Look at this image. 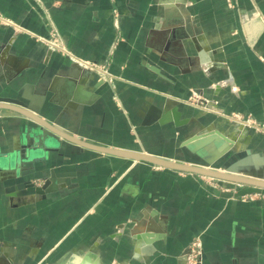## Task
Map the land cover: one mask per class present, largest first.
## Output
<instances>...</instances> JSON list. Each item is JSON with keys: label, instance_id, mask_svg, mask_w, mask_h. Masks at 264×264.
Segmentation results:
<instances>
[{"label": "crops", "instance_id": "obj_1", "mask_svg": "<svg viewBox=\"0 0 264 264\" xmlns=\"http://www.w3.org/2000/svg\"><path fill=\"white\" fill-rule=\"evenodd\" d=\"M0 99L91 144L264 179V137L207 164L222 115L264 123V0H0ZM241 190L0 108V264H186L198 237L203 264H264V195L222 196Z\"/></svg>", "mask_w": 264, "mask_h": 264}, {"label": "water", "instance_id": "obj_2", "mask_svg": "<svg viewBox=\"0 0 264 264\" xmlns=\"http://www.w3.org/2000/svg\"><path fill=\"white\" fill-rule=\"evenodd\" d=\"M0 108L16 111L28 117L29 119L33 120L34 122H36L43 129L47 130L52 135L60 139H63L65 141H68L70 143L76 144L85 149H89V150L102 153V154L127 157L129 159L149 163L151 165H155V166L166 168V169H172V170L192 173V174H196V175H200L204 177H209V178L245 186L244 189L236 193L234 192L222 193V196L224 197H233V196L242 197V196L253 195V194H263L264 195V179L262 178L242 176V175H239L233 172H224V171H220V170H216V169H212L208 167H202V166H197L193 164L172 161V160L157 157L154 155H149V154L142 153V152H136V151L125 150V149H116L112 147L91 144L89 142L78 139L74 137L73 135H70L69 133L59 129L58 127L53 125L51 122L41 117L39 114H37L36 112L26 107L20 101H16L12 99H0ZM49 185L50 183L47 182L44 187L37 188V192L43 194L48 189Z\"/></svg>", "mask_w": 264, "mask_h": 264}, {"label": "rangeland", "instance_id": "obj_3", "mask_svg": "<svg viewBox=\"0 0 264 264\" xmlns=\"http://www.w3.org/2000/svg\"><path fill=\"white\" fill-rule=\"evenodd\" d=\"M196 98V100H192L190 103H194L195 105L199 106L200 108L206 110H211L214 108V103L215 102H206L205 100H202L201 97H193ZM217 105V103H215ZM225 119L227 118L229 120V127L227 130H225L222 133H218L221 135L223 138L221 140H214L217 144H215V150L210 155V160L207 161V164L209 165H214V162L217 163L218 160L226 158L228 156L231 157V153H235V149L237 147H241L244 149V151H247L248 149L252 148L253 143L256 141H261L262 138L264 137V123L260 122L256 119H252L250 117H244L239 114H225L222 115ZM231 125V126H230ZM214 138L217 139V134L213 135ZM238 144V145H236ZM227 172H236V169L233 165H231ZM213 179V178H211ZM216 180L219 183H223L228 186H233L237 187L238 189H244L245 186L231 183V182H226V181H221L217 179ZM123 229H118L121 233ZM122 235V233H121ZM90 252V251H89ZM8 259V258H7ZM8 260H12L11 258ZM79 260V259H78ZM91 260V264H95L96 260L90 258V257H85L82 259V262ZM81 261V260H80ZM95 261V262H93ZM73 262V261H72ZM72 262L70 264H72ZM93 262V263H92ZM11 262H7V264H10ZM44 264H49V263H44Z\"/></svg>", "mask_w": 264, "mask_h": 264}, {"label": "built area", "instance_id": "obj_4", "mask_svg": "<svg viewBox=\"0 0 264 264\" xmlns=\"http://www.w3.org/2000/svg\"><path fill=\"white\" fill-rule=\"evenodd\" d=\"M228 3H230L231 5H235L236 4V0H227ZM41 40H43L44 42H46L49 47L53 50H57V51H64L65 54L69 57V59L76 65L84 68V69H89V70H94V71H99L98 69H100L102 72H104L103 68L96 66L95 64L89 63L87 61L78 59L76 57H74L68 50H65L63 47V43L59 37V35L57 33H53L50 39H45L42 38ZM197 97V95L194 93L193 97ZM203 254H204V246H203V242L201 240V238H195L187 253L185 254V258H186V264H203Z\"/></svg>", "mask_w": 264, "mask_h": 264}]
</instances>
